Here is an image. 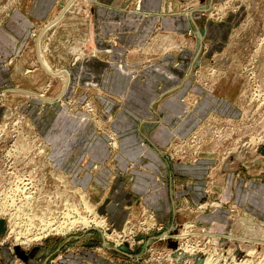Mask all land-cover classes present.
I'll use <instances>...</instances> for the list:
<instances>
[{
	"label": "crops",
	"instance_id": "obj_1",
	"mask_svg": "<svg viewBox=\"0 0 264 264\" xmlns=\"http://www.w3.org/2000/svg\"><path fill=\"white\" fill-rule=\"evenodd\" d=\"M44 1L34 0L27 12L7 11V26H0V59L17 54L27 43L25 35L15 36L11 30L28 32L35 27L32 17L47 18L46 24L53 19L56 0ZM205 1L91 0L80 40L70 39L76 31L69 30V23L65 42L41 37L45 59L60 72L51 73L43 65L39 38V73L22 71L32 79L43 74L61 80V88L49 96L53 99L31 87L5 88L13 96L34 97V105L22 108L33 113L55 171L116 227L137 218L142 208L153 211L157 220L193 219L217 234L234 233L232 223H264V180L249 178L254 172L264 176V161L257 170L238 171L221 160L212 144L190 163L170 161L164 153L173 139L187 138L206 119L228 118L239 111L232 97L234 77L226 66L230 58L222 56L235 45L232 33L249 10L242 7L220 22L199 26L197 6ZM198 27L204 30L201 43L195 35ZM202 44L205 61L219 56L217 64L225 65L208 86L202 83L207 76L192 70ZM41 100L49 104L44 110L37 105ZM85 102L88 107L82 106ZM6 106L0 105L4 110ZM78 244H62L55 251L41 245L33 263L29 248L20 254L21 263L20 255L3 246L0 264H123L84 246L83 240Z\"/></svg>",
	"mask_w": 264,
	"mask_h": 264
},
{
	"label": "rangeland",
	"instance_id": "obj_2",
	"mask_svg": "<svg viewBox=\"0 0 264 264\" xmlns=\"http://www.w3.org/2000/svg\"><path fill=\"white\" fill-rule=\"evenodd\" d=\"M33 1L0 0V26H7L10 19L6 18L7 11L13 13L16 8H21L27 12L32 8ZM90 2L56 0L53 19L47 24V18L39 21L32 17L35 27L28 32L11 30L15 36L25 35L27 43L17 54L0 59V105H7L6 110L0 107V114L4 110L0 116V219L5 222V229L0 236V248L10 247L16 257L29 248L32 263L41 245L55 251L62 244L63 248L66 245L71 248V245L77 243L80 247L83 240L84 246L99 250L109 260L123 264H264V223H232L229 228L234 233L228 231L217 234L193 219L168 222L157 220L153 211L142 208L137 218L129 220L122 227H116L107 221L105 215L97 212L95 203L81 190L68 184L66 178L55 171L49 157V147L32 117L33 113L22 108V104L34 105V97L13 96L12 91L5 88L8 85L31 87L37 91L42 90V94H39L43 98L53 99L49 96L61 88V80L43 74L38 79H32L22 71L39 73L35 51L39 38L43 65L51 73L60 72L55 71L45 59L40 47L41 37L43 41L65 42L68 38L65 24L69 23V30L74 27L76 31V34L72 33L76 36L70 39L80 40L81 22L83 19L86 23ZM242 7H247L249 14L242 17V22L232 33L235 45L228 48L229 51L224 54L226 56H222L224 59L230 58L226 66L234 77L232 97L239 111L233 112L232 117L228 118L219 119L215 116L216 119H206L187 138L173 139L164 151L170 161L195 162L209 144L216 147L225 164H233L238 171L245 167L257 170L261 161H264V0H208L197 6L201 15L196 20L199 26L206 21L220 22L230 12L237 13ZM190 9L192 11L194 8ZM190 9L185 8L183 11L190 16ZM242 18L238 17L239 20ZM43 28L45 32L40 36ZM195 35H198L201 43L204 30L198 27ZM203 53L202 44L196 52L192 70L198 75H206L202 83L208 86L211 84L210 78L225 65L217 64L219 56L215 60L209 58L205 61ZM218 69L220 71L217 72ZM37 105L44 110L49 104L41 100ZM194 134L199 137L194 138ZM197 145L198 152L195 151ZM255 174L260 177H254ZM258 174L261 173H250L249 178L258 182L259 179L264 180V176ZM17 184L27 187L25 192L20 194L21 191H15ZM234 209L232 207V211ZM99 216L103 219H99ZM82 218H86L89 224L81 222ZM48 223L53 230L41 232V228L46 229ZM59 224L62 230H55ZM21 256L18 257L20 260ZM20 262L23 263V259Z\"/></svg>",
	"mask_w": 264,
	"mask_h": 264
},
{
	"label": "bare ground",
	"instance_id": "obj_3",
	"mask_svg": "<svg viewBox=\"0 0 264 264\" xmlns=\"http://www.w3.org/2000/svg\"><path fill=\"white\" fill-rule=\"evenodd\" d=\"M17 179H18V178H17ZM26 184H27V183H26ZM26 189H27V187L24 188L23 186H21V184H19V185L17 184V189H16L15 191H19V192L21 191V192H20V194H21L23 191L25 192ZM16 194H18V193H16ZM14 195H15V194H14ZM27 196H28V195H27ZM22 197H23V196H22ZM26 198H27V197H26ZM11 200H12V199H11ZM13 200H14V199H13ZM13 200H12V201H13ZM8 204H9V203H8ZM12 204H13V203H12ZM3 211H4V210H3ZM82 219H83V220H82L81 222H84L86 225L89 224V221H88V220H85L86 218H85V219L82 218ZM67 220H68V219H67ZM79 221H80V220H79ZM75 222H78V220L75 221ZM75 222H72V223L74 224ZM44 223H45V222H44ZM49 223H51V221H50ZM49 223H48V226L51 225V224H49ZM72 223H71V224H72ZM84 223H83V224H84ZM52 224L54 225V223H52ZM73 224H72V226H73ZM85 224H84V225H85ZM44 226H45V225H44ZM48 226L46 227V229H45V228H41V232H42V231H45V230H49V229H50V230H53V229L51 228V226H50V227H48ZM67 226H68V225H67ZM59 228H61V230H62V225H61V224H59V226H56L54 229L56 230V229H59ZM63 228H65V227H63ZM4 229H5V227H4ZM67 229H68V228H67ZM63 230H64V229H63ZM58 231H59V230H58ZM41 232H40V233H41ZM1 234H2V233H1ZM1 234H0V235H1ZM220 236H222V235H220ZM229 236L231 237V235H229ZM26 237H27V236H26ZM26 239H27V238H26ZM209 260H210V259H209Z\"/></svg>",
	"mask_w": 264,
	"mask_h": 264
},
{
	"label": "built area",
	"instance_id": "obj_4",
	"mask_svg": "<svg viewBox=\"0 0 264 264\" xmlns=\"http://www.w3.org/2000/svg\"><path fill=\"white\" fill-rule=\"evenodd\" d=\"M201 135H202V134H201ZM193 137L196 138V137H199V135H198V134H194ZM204 137H205V136H204ZM204 137H200V138H204ZM193 140H195V139H193ZM195 151H196V152L199 151V145H197ZM99 219H103V218H101V216H99ZM98 226H101V225H98ZM103 226H104V225H102V228H104ZM105 227H107V224L105 225ZM69 231H70V230H69Z\"/></svg>",
	"mask_w": 264,
	"mask_h": 264
},
{
	"label": "water",
	"instance_id": "obj_5",
	"mask_svg": "<svg viewBox=\"0 0 264 264\" xmlns=\"http://www.w3.org/2000/svg\"><path fill=\"white\" fill-rule=\"evenodd\" d=\"M4 227H5L4 219H0V234L4 231Z\"/></svg>",
	"mask_w": 264,
	"mask_h": 264
}]
</instances>
